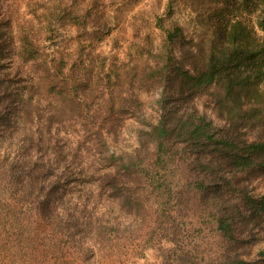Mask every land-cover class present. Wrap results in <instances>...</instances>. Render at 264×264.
I'll list each match as a JSON object with an SVG mask.
<instances>
[{
	"label": "rangeland",
	"instance_id": "rangeland-1",
	"mask_svg": "<svg viewBox=\"0 0 264 264\" xmlns=\"http://www.w3.org/2000/svg\"><path fill=\"white\" fill-rule=\"evenodd\" d=\"M242 1L173 0L170 11V0H0V168L11 169L0 172V264H59L42 193L79 239L102 241L71 264L259 259L264 210L250 199L264 196V156L242 171L226 155L264 142V104L184 74L222 47L221 15L243 18L261 48V0ZM176 25L185 40L172 53ZM203 123L237 146L191 136Z\"/></svg>",
	"mask_w": 264,
	"mask_h": 264
},
{
	"label": "trees",
	"instance_id": "trees-1",
	"mask_svg": "<svg viewBox=\"0 0 264 264\" xmlns=\"http://www.w3.org/2000/svg\"><path fill=\"white\" fill-rule=\"evenodd\" d=\"M172 1L170 0V3L168 4V10L170 11L173 9ZM251 3L252 0L242 1V4L245 6L250 5ZM260 4L262 7L260 9L261 13L257 25L264 30V0H261ZM162 21L163 18L160 17L157 22L158 26L164 27ZM219 23L220 25L218 26L220 30L225 34V41L222 44V47L218 49L217 52L211 54L205 69L198 70V73L195 74H190L186 71L184 74L188 77L187 81H191L195 87L199 88V90H207L219 80L225 79L232 91L243 90L246 88L248 91L250 90L255 94V101L260 100L264 104V39L262 40L261 48L259 49H257V47L260 46L256 45V47H254L255 44H253L252 41H246L245 36L249 35L250 38L252 36L255 40L256 35L253 28L249 27L243 18L228 17L222 19L221 15L219 17ZM184 40L183 29L180 26L176 25L172 30L167 29V45L170 47L173 46L170 52L173 53L176 44L179 42L182 43ZM233 63H236V65L232 66ZM242 68L245 73L241 71ZM247 69L249 70L246 73ZM207 126L209 125L206 123L194 126L193 131H190L192 133L191 136L196 135L198 137L200 135L212 143L215 142V144L223 145V148L226 149H231L233 146H237L232 138H224L223 136L220 139H215L214 134L206 131ZM190 132L186 131L185 135L188 136ZM169 135H171L169 129L166 127H158V137H160V139ZM242 148L243 152L240 154L239 152L234 154L230 152L228 155L224 152V154L237 169L242 171L250 170L257 164V159L264 156V142H244V147L242 145ZM159 157L161 159V154H159ZM1 170L4 172L11 169L0 168V172ZM16 175L17 178H21L22 175L28 176V174L21 170H17ZM42 194L38 195L36 199L37 210L40 214L39 216L43 221L50 218L54 225L56 222L59 223L58 226H56L57 235L55 239H53L51 245V251L54 250L53 255L56 261L59 264H71L77 258L84 262L85 260H88V258L97 257L99 255L102 241H99L98 239H90V241H85L83 238L79 239V233L72 232L70 227L67 226V222L61 220L63 219V214L58 207H51L46 200H43ZM250 200L254 201V203L257 202L256 205L259 203L261 209L264 210V196L258 201H255L252 198ZM62 222L64 224H62ZM98 229L99 226L97 225L94 228V231H97ZM220 229L225 236L233 238V232L229 221L221 219ZM3 230L5 231L6 228H1L0 232ZM3 241L5 242L4 238ZM216 264H264V250L260 251L259 259L257 260L234 259Z\"/></svg>",
	"mask_w": 264,
	"mask_h": 264
}]
</instances>
